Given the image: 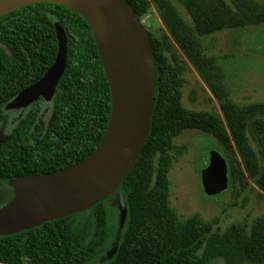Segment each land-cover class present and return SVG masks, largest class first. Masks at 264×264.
<instances>
[{
  "label": "trees",
  "instance_id": "16d2710c",
  "mask_svg": "<svg viewBox=\"0 0 264 264\" xmlns=\"http://www.w3.org/2000/svg\"><path fill=\"white\" fill-rule=\"evenodd\" d=\"M125 1L139 19L145 15L143 0ZM155 1L171 36L194 63L192 53L200 50L197 37L264 24V8H255L246 0H234V6L218 0L210 8L205 0H187L194 28L184 25L168 0ZM55 23H60L66 33L68 62L49 103L53 118L43 132L37 128L39 112L31 110L9 139L0 144V207L13 198L9 180L55 173L88 158L99 146L110 120V85L87 21L60 5L35 4L0 18V122L5 107L54 64L58 52ZM149 39L157 86L150 134L139 160L116 193L91 210L0 237L2 262L208 264L212 259L225 258L264 264V220L257 221L245 236L234 228L221 234L198 217L181 218L171 206L166 154L174 139L195 130L212 136L224 150L231 149V141L217 117L183 106L180 70L169 63L166 43L150 35ZM216 96L222 100L221 95ZM221 107L249 175L264 191V105L237 108L222 101ZM246 129L257 137L260 161L245 144ZM221 155L228 164L231 186L235 171L228 155ZM120 193L127 218L117 250L109 257L115 236L114 226H109V204Z\"/></svg>",
  "mask_w": 264,
  "mask_h": 264
},
{
  "label": "water",
  "instance_id": "95a60500",
  "mask_svg": "<svg viewBox=\"0 0 264 264\" xmlns=\"http://www.w3.org/2000/svg\"><path fill=\"white\" fill-rule=\"evenodd\" d=\"M35 4L60 5L87 21L110 85L111 116L99 146L85 160L55 173L8 181L13 198L0 207V237L89 211L116 193L141 156L155 106L157 68L151 42L125 0H0V18ZM55 30L54 64L5 111L27 110L40 99L53 101L68 62L66 33L60 23ZM201 185L207 197L229 188L228 164L221 153H211Z\"/></svg>",
  "mask_w": 264,
  "mask_h": 264
},
{
  "label": "rangeland",
  "instance_id": "374dc122",
  "mask_svg": "<svg viewBox=\"0 0 264 264\" xmlns=\"http://www.w3.org/2000/svg\"><path fill=\"white\" fill-rule=\"evenodd\" d=\"M143 1L146 4V13L140 19L142 25L148 35L166 43L165 55L169 63L181 72L183 106L188 110L217 117L231 141V149L224 150L212 136L195 130L186 131L174 139L166 154L171 206L181 218L198 217L203 223L213 225L221 234L234 228L241 235H248L257 221L264 220V191L246 169L245 159L232 138L221 104L225 101L237 108L264 105V24L237 30L223 29L197 37L200 50L192 53L195 64L171 36L157 2ZM168 1L184 25L194 28L187 8L188 1ZM217 1L205 0L206 7L210 8ZM246 1L255 8H264V0ZM225 2L234 6V0ZM216 95H221L222 100ZM31 110L39 112L37 128L43 132L48 129L53 118L52 104L38 102L23 112L3 110L0 144L9 139ZM244 138L249 152L260 161L261 150L255 133L246 129ZM214 151L228 155L235 178L226 191L207 197L201 185V172L209 165L210 155ZM109 207L112 209L109 226H114L115 236L107 256L112 257L117 250V242L127 218L123 193L115 196ZM208 264L249 263L215 258Z\"/></svg>",
  "mask_w": 264,
  "mask_h": 264
},
{
  "label": "flooded vegetation",
  "instance_id": "af4514ba",
  "mask_svg": "<svg viewBox=\"0 0 264 264\" xmlns=\"http://www.w3.org/2000/svg\"><path fill=\"white\" fill-rule=\"evenodd\" d=\"M5 110V109H4ZM20 111H22L23 112V110H20ZM25 111V110H24ZM13 112V111H12Z\"/></svg>",
  "mask_w": 264,
  "mask_h": 264
}]
</instances>
